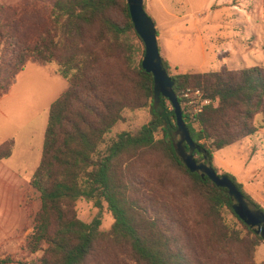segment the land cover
<instances>
[{"label": "trees", "instance_id": "1", "mask_svg": "<svg viewBox=\"0 0 264 264\" xmlns=\"http://www.w3.org/2000/svg\"><path fill=\"white\" fill-rule=\"evenodd\" d=\"M51 8L49 26L33 36L18 37L15 26L0 18V98L29 63L56 64V74L67 81L51 105L42 159L30 180L40 201L32 233L25 239L23 256H0V264H88L104 242L127 248L135 264H200L180 245L159 199L140 195L130 167L140 154L153 151L164 154L190 180L215 224L222 222L224 213L237 220L243 236L235 238L254 253L264 239L235 214L228 190L190 172L177 155L175 112L164 97L155 104L154 77L142 67L145 45L128 0H52ZM101 56L114 63L105 74L100 72ZM162 61L174 81L191 137L205 151H196L195 159L218 173L215 153L258 132L255 117L264 114V66L171 75L170 64L163 57ZM187 89L200 90L210 102L194 119L185 106ZM146 107L152 114L147 124L109 137L125 120L126 110ZM14 146V140L2 144L0 159L10 157ZM223 175L250 206L264 212L235 176ZM81 200L99 209L90 223L78 217ZM105 204L115 220L108 232L101 230Z\"/></svg>", "mask_w": 264, "mask_h": 264}, {"label": "rangeland", "instance_id": "2", "mask_svg": "<svg viewBox=\"0 0 264 264\" xmlns=\"http://www.w3.org/2000/svg\"><path fill=\"white\" fill-rule=\"evenodd\" d=\"M52 0H0V18L18 30L17 36H33L49 26ZM147 13L158 31L161 56L170 64V74L218 72L223 67L241 70L264 66V0H144ZM256 10V26L248 14ZM5 22V21H4ZM14 22V23H13ZM255 25V24H254ZM253 27V28H252ZM18 40V39H17ZM4 42L0 38V55ZM114 68L110 59L101 56L100 72ZM57 66L41 67L29 63L17 76L11 89L9 104L21 134L34 140V154L27 164V175L37 169L43 150L51 105L67 87V81L56 74ZM198 103L185 106L192 116ZM125 120L109 135L136 131L147 124L152 114L149 107L126 110ZM258 132L240 144L228 146L214 155L218 174H230L244 185L245 191L264 209V114L255 117ZM161 137V134L159 135ZM180 140L178 136L176 143ZM140 195L146 200L159 199L181 246L200 264H264V242L249 252L238 238L241 226L230 214H223L215 224L206 213L203 200L190 180L182 175L161 152L140 154L131 165ZM25 222L20 231L33 229L32 217L40 207L38 194L28 185L24 192ZM77 214L84 222H92L99 209L81 200ZM30 216V218H29ZM115 220L105 204L101 230H111ZM227 225V227H224ZM229 230V231H228ZM32 233V232H31ZM30 233V234H31ZM29 235V234H28ZM24 247V246H23ZM23 250V248H22ZM17 254H0L20 258ZM88 264H135L127 248L110 242L97 247Z\"/></svg>", "mask_w": 264, "mask_h": 264}, {"label": "water", "instance_id": "3", "mask_svg": "<svg viewBox=\"0 0 264 264\" xmlns=\"http://www.w3.org/2000/svg\"><path fill=\"white\" fill-rule=\"evenodd\" d=\"M128 6L135 30L145 45V56L142 67L154 77L155 104L160 103L161 97H164L169 100L175 112L178 128L177 135L180 137V140L175 143L177 155L190 172L199 173L203 177L206 176L217 187L227 189L229 196L235 201L233 206L235 214L264 239V212L250 206L244 195L229 177L219 175L205 161L201 163L196 161L194 153L198 151L204 154L205 151L194 143L187 124L184 121V112L174 91V81L162 61L156 24L145 10L144 0H128ZM185 145H187L189 151Z\"/></svg>", "mask_w": 264, "mask_h": 264}, {"label": "crops", "instance_id": "4", "mask_svg": "<svg viewBox=\"0 0 264 264\" xmlns=\"http://www.w3.org/2000/svg\"><path fill=\"white\" fill-rule=\"evenodd\" d=\"M248 14L255 24L253 26H256V10ZM10 97L11 90L0 98V146L9 140L15 142L11 156L0 159V254L14 255L22 250L26 237L32 232L26 230L23 235L20 233L25 222L24 192L33 176L27 175L26 168L34 154L35 144H40L42 138L34 140L32 133L25 136L27 130L24 126L19 128L16 117L12 116Z\"/></svg>", "mask_w": 264, "mask_h": 264}, {"label": "built area", "instance_id": "5", "mask_svg": "<svg viewBox=\"0 0 264 264\" xmlns=\"http://www.w3.org/2000/svg\"><path fill=\"white\" fill-rule=\"evenodd\" d=\"M183 97L187 105L198 103L194 109V113L191 116L193 119L195 117V114H197L201 109L202 105L210 103L208 100H205L203 93L200 90L187 89Z\"/></svg>", "mask_w": 264, "mask_h": 264}]
</instances>
